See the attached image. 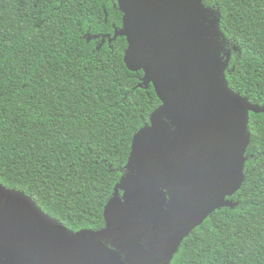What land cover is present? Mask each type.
<instances>
[{
  "label": "trees",
  "instance_id": "obj_1",
  "mask_svg": "<svg viewBox=\"0 0 264 264\" xmlns=\"http://www.w3.org/2000/svg\"><path fill=\"white\" fill-rule=\"evenodd\" d=\"M201 2L219 18L229 88L262 110L249 113L232 206L168 264H264V0ZM122 17L117 0H0V183L74 232L103 229L133 137L161 105L152 85L138 87L143 72L125 66L126 39L101 44Z\"/></svg>",
  "mask_w": 264,
  "mask_h": 264
},
{
  "label": "water",
  "instance_id": "obj_2",
  "mask_svg": "<svg viewBox=\"0 0 264 264\" xmlns=\"http://www.w3.org/2000/svg\"><path fill=\"white\" fill-rule=\"evenodd\" d=\"M117 4L122 27L101 44L126 39L125 66L143 72L138 87L152 85L161 105L133 137L129 174L115 186L98 232H73L0 183V264L169 262L190 232L232 206L227 198L244 182L249 113L262 109L228 86L219 18L201 0Z\"/></svg>",
  "mask_w": 264,
  "mask_h": 264
},
{
  "label": "flooded vegetation",
  "instance_id": "obj_3",
  "mask_svg": "<svg viewBox=\"0 0 264 264\" xmlns=\"http://www.w3.org/2000/svg\"><path fill=\"white\" fill-rule=\"evenodd\" d=\"M223 55V54H222ZM149 125V124H148ZM228 199V198H227ZM169 198L167 197V204L169 203ZM104 228V227H103ZM74 232V231H73ZM98 232V231H97ZM105 243L107 244V246H111L112 244V241L111 240H108V241H105ZM141 245H144V238L141 240ZM120 254V256L122 257V259H124L125 257V250H117ZM169 262L168 261H163L162 259H159L157 263L155 264H168Z\"/></svg>",
  "mask_w": 264,
  "mask_h": 264
}]
</instances>
